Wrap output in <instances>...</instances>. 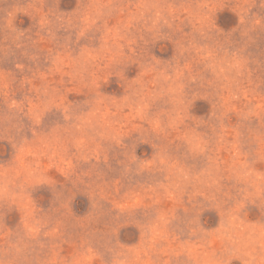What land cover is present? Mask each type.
Here are the masks:
<instances>
[{
  "label": "rangeland",
  "instance_id": "obj_1",
  "mask_svg": "<svg viewBox=\"0 0 264 264\" xmlns=\"http://www.w3.org/2000/svg\"><path fill=\"white\" fill-rule=\"evenodd\" d=\"M0 264H264V0H0Z\"/></svg>",
  "mask_w": 264,
  "mask_h": 264
}]
</instances>
